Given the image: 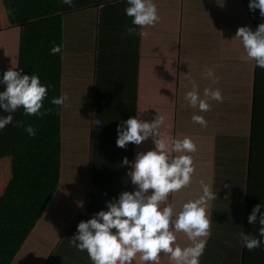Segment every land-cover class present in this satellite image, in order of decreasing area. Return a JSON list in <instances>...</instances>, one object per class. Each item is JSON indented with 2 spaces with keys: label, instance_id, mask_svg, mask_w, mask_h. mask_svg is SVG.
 Here are the masks:
<instances>
[{
  "label": "crops",
  "instance_id": "obj_1",
  "mask_svg": "<svg viewBox=\"0 0 264 264\" xmlns=\"http://www.w3.org/2000/svg\"><path fill=\"white\" fill-rule=\"evenodd\" d=\"M83 1L93 5L95 0ZM111 1L95 2L97 10L107 8L106 15L101 21L96 18L88 22L92 26L82 32L89 37L87 44L74 43V40L67 43L64 90L71 106L64 108L67 137L63 173L49 209L22 247L17 264H59L65 259L68 264H93L86 251H78L70 244V238L77 233L79 222L91 219L101 210L107 211V201L118 199L124 191L136 190L127 175L131 163L124 165L123 159L127 157L134 162L137 153L155 148L151 137L140 145L129 143L125 148L118 147L117 127L130 117L152 122L159 114L165 118L159 129L161 134L181 140L189 137L197 147L196 152L190 153L195 167L191 183L172 194L169 203L174 201L179 213L183 203L202 195L201 180L217 195L215 200L208 201L212 226L206 247H210L213 262L222 252L217 243L224 241L222 236L226 234L222 231L223 223L226 224L223 221L228 218L225 213L237 208L239 196L238 190L230 192L228 201L226 191L220 194L221 176L231 171L241 172L249 152L240 150L232 160L222 158L229 154L220 156L222 151L229 152L232 144L229 135L233 126L222 111L225 101H208L211 107L207 112L190 106L185 94L192 90V86H186L192 65L187 61L182 66L187 54L181 52V44L182 40L188 43L197 39L205 45H213L216 41L212 37L201 36L207 29L222 45H242L235 37L238 30L235 26L242 23L236 19L221 22L219 15L211 14L210 9L198 11L199 14L192 12L191 8L195 10L196 5L188 6L187 3L186 6V0H153L160 20L155 26L143 29L148 35L141 36L138 34L141 29L132 24V19L110 20L107 16L110 12L123 14L125 11L121 5L116 9L106 6ZM229 11L239 13L236 8L227 7L228 17H231ZM210 14L211 19H208ZM245 26L252 30L249 21ZM127 27H135L136 34L128 35ZM21 31L22 26H12L0 0V81L6 70H18ZM76 34H73L75 38ZM5 88L6 85L0 83V92ZM205 88H219L222 92L221 84L211 77L198 84L201 98ZM194 114L203 116L207 126L194 123ZM6 115L8 113L0 109V117ZM12 115L13 123L0 130V197L12 176L16 118L15 113ZM239 123L233 124L236 136L246 130ZM176 236L179 246L190 245L184 233H176ZM133 264L145 262L138 254ZM160 264H170L167 254H161Z\"/></svg>",
  "mask_w": 264,
  "mask_h": 264
},
{
  "label": "trees",
  "instance_id": "obj_2",
  "mask_svg": "<svg viewBox=\"0 0 264 264\" xmlns=\"http://www.w3.org/2000/svg\"><path fill=\"white\" fill-rule=\"evenodd\" d=\"M2 1L12 26H22L18 70L22 69V74L38 75L41 84L48 86L41 111L52 110L40 117L25 115L23 108L15 112L12 176L0 197V264H17L22 247L49 209L63 173L67 137L64 108L53 105L51 100L65 93L67 43L74 40V43L87 44L89 37L82 32L92 26L88 22H94L96 18L101 21L106 15L104 10L107 8L97 10L95 2L108 0H95L93 5H87L90 2L83 0H73L74 7L64 4L62 0ZM118 1L113 0L106 6L116 9L117 5H121L124 10L129 6L127 0ZM186 1V6L187 3L188 6L196 5L195 10L191 8L192 12L210 9L211 14L219 15L221 22L236 19L242 23L237 24L236 28L245 26L249 21L255 31L259 24L264 23L258 8L250 10V0ZM226 6L236 8L239 13L229 11V19ZM211 14L208 19H211ZM107 16L113 22L133 19L125 11L123 14L110 12ZM199 19L204 21L201 15ZM75 33H78L76 38L73 36ZM208 35L216 43L205 45L197 39L188 43L182 40L181 52L187 54V59L181 62L182 66L187 61L192 65L190 76L197 85L207 81L209 77L203 74L208 69L213 71L215 77H220L218 82L222 86L225 101L222 111L226 121L232 123L233 129L235 122L246 127L241 136L240 132L236 136V130H230V151H222L220 156L229 154L222 158L232 160V156L240 150L249 153L241 172L231 171L221 176L219 192L222 195L226 191L228 201L232 187L239 191L237 208L225 213L228 218L223 221L226 224L223 223L222 231L226 234L224 237L221 235L224 241L217 243L222 249V252L217 251L221 255L211 262L212 255H209L210 247L207 246L200 257V264H264V238H261V247L249 251L239 237L243 231L260 238L259 223L250 224L248 216L257 204L261 205V212L264 213V69L246 58L243 45H222L212 31L203 30L201 36ZM54 44L61 45V53L50 54ZM187 85L192 86L190 80L186 82ZM16 121L23 123L17 127ZM29 124L37 129L35 137H30L25 131ZM235 179L238 182L231 185ZM232 220L235 222H228ZM59 264H68V260Z\"/></svg>",
  "mask_w": 264,
  "mask_h": 264
},
{
  "label": "clouds",
  "instance_id": "obj_3",
  "mask_svg": "<svg viewBox=\"0 0 264 264\" xmlns=\"http://www.w3.org/2000/svg\"><path fill=\"white\" fill-rule=\"evenodd\" d=\"M74 7L73 0H62ZM125 9L127 16L132 17V24L139 26L141 36H147L143 31L146 27L155 26L159 22L157 6L153 0H128ZM250 10H260L264 17V0H250ZM128 35L136 34L135 27H127ZM235 37L240 39L246 53V58L255 61L257 67L264 69V23L259 24L255 31L247 26L239 27ZM61 53V45H53L50 54ZM23 70L10 68L3 74L0 83L6 85L0 92V109L8 115L0 117V130L13 123L15 113L23 108L29 116H43L51 109H44L43 101L48 94V86L41 84L36 74H22ZM205 77L218 81L213 71L208 69ZM192 84V90L185 94V99L192 108L201 112L210 110L208 101L223 102L219 88H205L201 98L198 85L187 76ZM67 93L53 97L51 103L61 108L70 107ZM164 116L158 115L152 122L130 117L118 125L116 144L125 148L129 143L140 145L152 138L155 148L136 154L134 162L127 157L124 165L131 163L127 175L136 186L134 191L120 193L118 199L107 201V211L101 210L91 219L78 224L77 233L70 238V244L78 251H86L93 264H133L137 255L145 264H160L161 254H167L170 264H200L207 238L211 236L212 220L208 216V201L217 198L211 186L200 181L202 195L195 200L182 204L179 213L175 210V202L169 203V197L188 187L195 172L193 158L190 153L197 150L196 144L189 137L174 139L161 134L159 129L164 123ZM194 123L202 127L207 121L201 115L192 116ZM22 121H16L20 127ZM25 131L30 137H35L37 129L27 125ZM179 154V155H176ZM250 224L259 223V237L251 233L240 232L243 246L252 251L261 247L264 238V213L261 205L254 206L248 216ZM113 229L115 231H113ZM184 233L190 245L179 246L176 233Z\"/></svg>",
  "mask_w": 264,
  "mask_h": 264
},
{
  "label": "rangeland",
  "instance_id": "obj_4",
  "mask_svg": "<svg viewBox=\"0 0 264 264\" xmlns=\"http://www.w3.org/2000/svg\"><path fill=\"white\" fill-rule=\"evenodd\" d=\"M225 91H226V90H225ZM235 181H236V179L233 181V183H232L231 185H234ZM234 191H235V188L232 187V188L230 189V192L233 193Z\"/></svg>",
  "mask_w": 264,
  "mask_h": 264
}]
</instances>
